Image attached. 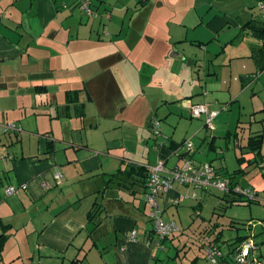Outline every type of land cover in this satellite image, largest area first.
Instances as JSON below:
<instances>
[{
    "label": "crops",
    "instance_id": "crops-1",
    "mask_svg": "<svg viewBox=\"0 0 264 264\" xmlns=\"http://www.w3.org/2000/svg\"><path fill=\"white\" fill-rule=\"evenodd\" d=\"M256 1H193L184 5V0H92L94 13L86 15L76 0H0V92L35 95L38 88L33 101L50 108L53 99L60 97L75 102L74 129L86 132L78 137L71 131L54 145L48 130L38 145H28L25 152L21 146L20 153L10 150L13 145L0 147V264H199V257L206 259L200 247L188 259L176 256V251L170 256L147 245L152 221L147 216L145 193L121 175L114 177L113 183L106 182L109 174L128 163L146 167L163 159L165 165L174 166L184 157L187 151L179 153L180 145L172 139L153 142L151 152L147 151L151 114L158 102L167 115L172 113L169 104L178 101L179 108L190 116L193 105L209 99L207 91L205 97H199L200 77L198 72L193 74L201 64L196 54L192 60L184 52L180 56L176 48L188 42L201 49L204 38L211 42L232 29L230 23L234 28H249L245 26L248 21L264 22ZM253 38L259 45L264 35L254 34ZM250 53L241 57H250ZM184 82L186 92L177 94ZM162 87L166 94L165 89L160 92ZM136 101L143 103L145 119L137 133L140 141L128 156L121 150L109 155L108 137L98 134L94 141L95 129L100 128L102 119L112 125L113 118L125 119L129 113L125 106ZM87 106L97 108L96 112L91 115ZM216 168L223 176L232 171L222 164ZM99 169H107L108 174L98 181L89 179L82 189L77 187L83 175L89 177L101 172ZM55 171L63 175L59 185L52 177ZM242 173L235 177L236 185ZM119 179L125 184L116 185ZM10 185L17 190L4 194ZM181 187L175 184L159 196L161 213L178 200ZM89 194L106 203L93 232L86 219L91 206L83 202ZM132 230L135 239L129 240ZM221 247L226 249L224 243ZM73 259L78 262L72 263Z\"/></svg>",
    "mask_w": 264,
    "mask_h": 264
},
{
    "label": "rangeland",
    "instance_id": "rangeland-1",
    "mask_svg": "<svg viewBox=\"0 0 264 264\" xmlns=\"http://www.w3.org/2000/svg\"><path fill=\"white\" fill-rule=\"evenodd\" d=\"M193 1L214 3L218 0H184V5ZM257 2H255V6ZM109 8L112 10L111 7ZM213 8L218 10L216 5H213ZM230 24L232 27H229L232 29L226 27L225 29L229 30L222 32L218 37L212 39L211 42L208 38L203 39V45L208 48L207 51H204L203 45L199 49L198 45H191L188 42L181 47H175L177 50L179 48L180 56L184 52L185 56L196 60L195 56H193L196 54L198 61H200L199 63H201L200 67L198 65L195 66L193 74L197 75L198 72L200 77L202 86H197V90L199 92L202 91V94L199 97L202 95L205 97L207 91L209 99L203 103L211 102L210 111L216 112V115L211 120V125H206L205 113H202L197 118L190 117L185 110L179 108L177 105L178 101L169 104L172 107V113L166 115V108L160 101L156 106V112L151 114L152 118H156L159 121V134L154 135L151 131V137L148 138L147 151L151 152L150 149L153 142L168 143L169 139H172L180 145L179 153H182L187 150V142H190L192 146L189 153H185L178 164L188 158L196 162L198 157L201 162H210L214 167L222 164L227 171L237 167H244L245 172L239 177L240 181L236 179V181H239L236 186L239 189L256 190L258 200L251 203H237L230 201L228 197L223 199L221 197L223 194L216 190L205 191L185 186L178 188L180 189L177 190L178 200L174 201L172 206H168L165 212L162 211L161 217L164 220L175 221L181 232L179 231V235L172 240L165 239L161 243V247L156 250L171 256L175 254L176 247H180L182 248L179 251L180 256L185 255L189 259L198 251V246L202 241L220 231L222 239H233L237 235H248L256 246L254 252L251 250V254L259 256V260L254 258L253 263L264 264V175H262L264 168L251 164L245 166L246 163H238L236 159L237 155L244 150L242 145L250 134H253V132L264 134V69L258 70L259 64L255 54H253L252 49L258 44L257 39L253 38V32L249 28L240 26L234 28L233 23ZM221 49L223 50L222 52L216 53V51ZM249 52H251L250 57L247 56ZM242 54L247 55L241 57ZM235 56L239 57L235 58ZM213 70L216 72L215 74H212ZM252 73H256V77L252 79V76H250L249 80H246L245 77ZM155 80H157V77H155ZM9 88L12 89L13 87ZM14 88L17 89L16 87ZM51 88L49 87V89ZM162 89H165L163 93L166 94V87L160 89L161 93ZM37 90L38 88L35 89V95L33 93L28 95V92H22L11 93L7 96L5 93L0 92L1 148H4V145H13L9 147L10 150L20 153L23 151L21 149L22 146L25 152L27 150L25 148L28 145H38L40 138L45 139L44 132L48 130L50 131L49 135L54 139V145H59L58 143L62 142L66 136H69L71 131H73L72 134L75 136H85L86 132L84 130L74 129L75 102H69L65 98L62 99L60 97V99H53L54 103L52 101L50 108L48 104L42 105L33 101L34 97H37ZM186 90L187 85L184 82L182 88L176 93L181 95ZM55 102H57L56 106ZM142 108L143 103L139 101L129 107L125 106L126 113L129 109L127 117L123 120L119 117L113 118L114 126L111 121L102 119L100 128L95 129L94 141H96L98 134H106L109 140L108 145L110 146V153L108 154H112V150L116 151V153L121 150L125 151V155L128 156L140 141V139H137V133L145 120L141 113ZM87 110L93 115V111L96 112L97 108L87 106ZM57 114L60 115V119ZM10 124H14L20 129L18 131L13 129L3 131V126ZM121 143L124 145L123 148ZM93 145L99 144L93 143ZM114 145L121 147H118V150L116 148L113 149ZM142 145L145 144L142 143ZM260 152L264 155V141ZM166 167L172 166L166 165ZM106 168L111 170L112 167L106 166ZM104 170L102 172L99 169L101 172L89 174V177L83 175V180L76 183L77 187L82 189L84 183L92 178L94 181H98L99 177H102L104 173L108 174L107 169ZM57 173L61 175L58 179L54 177ZM52 177L54 182L59 185L63 175L61 172L55 171ZM47 185H42V188H47ZM12 186L15 187L16 191L17 187ZM74 186H70V188L72 189ZM70 188H67L66 191ZM174 188H177V186ZM62 189H64V186H62ZM192 192L196 194V198L191 197ZM95 198L100 199L96 194H89L84 197L85 200L83 202L88 201L89 208ZM198 201L200 204H198ZM192 205L197 208H192ZM148 225L151 224L148 223ZM152 238L153 244H155L156 237L153 236ZM163 248L165 249L161 251ZM199 264H210V262L203 257H199Z\"/></svg>",
    "mask_w": 264,
    "mask_h": 264
},
{
    "label": "built area",
    "instance_id": "built-area-1",
    "mask_svg": "<svg viewBox=\"0 0 264 264\" xmlns=\"http://www.w3.org/2000/svg\"><path fill=\"white\" fill-rule=\"evenodd\" d=\"M79 8L86 14L92 15L94 9L92 7V0H76ZM259 16L264 17V1H258L256 4ZM210 103H198L191 107L190 117L197 118L202 113L206 115V125H211L212 118L216 115L215 111H210ZM16 130V125L10 124L3 126V131ZM151 131L154 135L159 134V121L156 118L151 119ZM190 142H187V152L191 149ZM148 172L145 180V202L149 209L147 212L148 218L152 221V235L156 237V242L153 240H146L147 245H152L153 248H160L161 242L168 236L177 233L179 227L173 220H164L161 217V211L158 205V198L161 194L178 184L181 186H190L199 188L201 190H216L221 193H227L230 190V180L223 175H220L215 167L210 162L197 163L190 158L184 159L182 163L176 164L172 167H166L163 159L156 160L155 164L146 166ZM56 179L60 178L59 173L55 174ZM15 191L12 185L6 187L5 194L9 195ZM233 191L242 195L247 200L251 201L257 197V192L254 189H239L234 187ZM191 197L196 198V194L192 192ZM135 239V230H132L129 235V240ZM256 249L249 236H247L231 253L232 261L235 264H254V258L259 260V257L251 254V250ZM204 257L210 264H216L219 259L225 257L226 251L220 246L219 243L214 241L206 242L203 247Z\"/></svg>",
    "mask_w": 264,
    "mask_h": 264
},
{
    "label": "trees",
    "instance_id": "trees-1",
    "mask_svg": "<svg viewBox=\"0 0 264 264\" xmlns=\"http://www.w3.org/2000/svg\"><path fill=\"white\" fill-rule=\"evenodd\" d=\"M245 26H249V28H251V30H252V32H254V34H257L260 36L264 35V22L257 21V20L248 21L245 23ZM252 50H253V54H255V56H256L257 63L259 64L258 70H263L264 69V38L261 40L259 45L254 47ZM250 76H252L251 78L254 79L256 77V73H252L251 75H247L245 77L246 80H249ZM66 96L68 97V94H66ZM150 125H151V120H150ZM47 143H50V142L47 141ZM262 143H263V134L261 132H253V134H250L247 137L245 143L242 145L244 150H242L239 153V155H237V157H236L238 163H246L245 166L251 164V165H257V166H259V168L260 167L264 168V157H263L264 155L261 154V152H260ZM174 144H175V142H174ZM215 169L217 171L216 167H215ZM244 171H245L244 167H237L234 170H232L230 173H224V174H226L225 176L230 180V190L227 193H222L223 195L221 197L223 199H226L228 197V198H230V201L237 202V203H245V202L251 203V202H255L258 200V198H256L254 200L249 201L246 198H244L242 195L233 191L234 187H236V183L234 181L235 177L237 175H240ZM147 172H148V170L144 165L128 163V164H126V166L124 168H122V169L120 168L117 172L109 174L111 178L106 183L109 184V181H110V183H112L114 181V177L121 175L120 178L131 179V181H132L131 184L137 185V187L140 188L145 193V180L147 177ZM262 175H264V173H262ZM123 184H125V182L120 180V179L116 182V185H118V186H122ZM108 202H110V200H108L107 203ZM198 204H200V202ZM105 206H106V203L100 202L95 198L92 202L91 208L87 211L86 219H87L88 223L92 224L91 232H93V230H95L98 227V223H99L98 218H99V215L101 213L100 210H101V208L105 209ZM193 208L196 209L197 207L194 206ZM103 215H105V214H103ZM103 215H102V217H103ZM242 224H244V223H242ZM244 225H246V224H244ZM235 228L237 229V227H235ZM149 232L150 233H149L148 240L152 241L153 240L152 229ZM178 232L168 236L165 239L172 240L174 237L179 235ZM220 235H221L220 231H217V233L214 236L206 238L204 241H202L198 247L203 249L205 243L209 242V241H214V242L219 243V244L224 243L226 246V249H224V250L226 251L227 255L225 257H222L221 259H219V262L230 260L232 262V264H235L232 261L231 253H233V250L235 249V247H237L248 235H237L233 239H226L223 241L221 240ZM181 249L182 248H180V247H176V256L179 255V251ZM257 257H259V256H257ZM71 262L77 263L78 259H73V261H71Z\"/></svg>",
    "mask_w": 264,
    "mask_h": 264
}]
</instances>
